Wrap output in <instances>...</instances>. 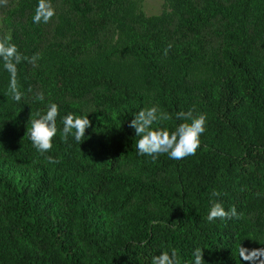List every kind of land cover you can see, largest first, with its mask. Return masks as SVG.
Wrapping results in <instances>:
<instances>
[{
	"label": "trees",
	"instance_id": "trees-1",
	"mask_svg": "<svg viewBox=\"0 0 264 264\" xmlns=\"http://www.w3.org/2000/svg\"><path fill=\"white\" fill-rule=\"evenodd\" d=\"M168 2L147 16L133 0H51L47 24L38 0L0 6V35L39 57L17 66L19 102L0 63V264H151L171 248L193 264L197 247L206 264H250L240 245L264 248V0ZM116 63L135 83L107 73ZM50 102L59 130L41 154L27 129ZM153 105L169 129L206 114L195 155L138 154L129 122ZM69 112L92 122L82 142L61 140ZM213 199L243 215L208 222Z\"/></svg>",
	"mask_w": 264,
	"mask_h": 264
},
{
	"label": "clouds",
	"instance_id": "clouds-1",
	"mask_svg": "<svg viewBox=\"0 0 264 264\" xmlns=\"http://www.w3.org/2000/svg\"><path fill=\"white\" fill-rule=\"evenodd\" d=\"M8 0H0V6H6ZM55 15V8L51 0H38L37 7L34 10L33 23L47 24ZM172 45L164 50L167 55ZM37 55L32 57L24 56L18 46L12 42L10 32L0 35V63L4 70L10 75L9 94L19 102L23 93L19 90L17 81V66L22 61H27L34 67L37 66ZM31 91V89H29ZM37 100H44V93L36 94ZM59 116V105L50 102L46 107V112H37L36 117L31 119V128L27 129L32 146L41 154L49 152L52 149V141L58 132L57 117ZM172 119V116L162 110L158 105L145 107L133 115L129 122V127L135 130V136L139 137L136 141V149L139 155L150 156L155 161L160 155L167 154L170 159L181 160L188 156L195 155L200 148L201 135L206 131L207 117L204 113L193 114L192 110L187 112L180 111L176 113V119L183 121L174 129H169L164 125L165 121ZM63 127L61 140L67 143L69 135L74 136L76 142L84 141L86 129L91 127L92 122L88 115H76L72 112L66 114L61 121ZM49 163H59L52 156H47ZM221 193L213 190L212 197H219ZM243 214L238 213L235 206L225 210L223 203L213 199L210 201V208L207 214V221L228 220L232 218L239 219ZM204 249L197 247L192 255L193 264H206L204 260ZM239 258L250 264H264V248L251 249L240 245ZM151 264H181L177 249L162 250L158 255H153Z\"/></svg>",
	"mask_w": 264,
	"mask_h": 264
},
{
	"label": "rangeland",
	"instance_id": "rangeland-1",
	"mask_svg": "<svg viewBox=\"0 0 264 264\" xmlns=\"http://www.w3.org/2000/svg\"><path fill=\"white\" fill-rule=\"evenodd\" d=\"M133 10L138 14L157 15L170 8L168 0H133ZM107 73L124 79L128 83H135L137 73H134L133 67L126 63H116L109 65Z\"/></svg>",
	"mask_w": 264,
	"mask_h": 264
}]
</instances>
